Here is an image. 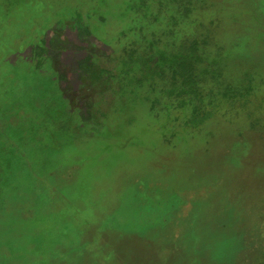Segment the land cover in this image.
Wrapping results in <instances>:
<instances>
[{
	"label": "rangeland",
	"instance_id": "obj_1",
	"mask_svg": "<svg viewBox=\"0 0 264 264\" xmlns=\"http://www.w3.org/2000/svg\"><path fill=\"white\" fill-rule=\"evenodd\" d=\"M52 7L0 57V264H264V0Z\"/></svg>",
	"mask_w": 264,
	"mask_h": 264
},
{
	"label": "trees",
	"instance_id": "obj_2",
	"mask_svg": "<svg viewBox=\"0 0 264 264\" xmlns=\"http://www.w3.org/2000/svg\"><path fill=\"white\" fill-rule=\"evenodd\" d=\"M56 1L0 0V57L21 48L16 47V43L12 44L18 37L25 42L32 39L30 31L26 30L25 27H21V25L29 24L32 21L44 22L47 17L45 14H49L48 11L53 9L52 6L56 4ZM50 14H53V11ZM52 16L49 19L50 23L59 20V17L55 14ZM29 80L31 79H27L26 75L17 70L11 62L0 60V88L5 93L6 90L12 93L15 89L24 88L23 86Z\"/></svg>",
	"mask_w": 264,
	"mask_h": 264
},
{
	"label": "crops",
	"instance_id": "obj_3",
	"mask_svg": "<svg viewBox=\"0 0 264 264\" xmlns=\"http://www.w3.org/2000/svg\"><path fill=\"white\" fill-rule=\"evenodd\" d=\"M63 19V18H62ZM69 19V18H68ZM78 19H79V16H78V14H77V16L76 17H74L73 19H72V21L70 22V20H68L70 23L69 24H71V23H73V24H75V23H77L78 22ZM88 20V19H87ZM67 21V19H65V20H61V25H63V26H67V24H68V21ZM87 23L88 22H86V25H87ZM68 24V25H69ZM98 109H92V112L93 111H97ZM76 117H75V120H77L79 123H83L84 122V120H82V119H80V116L78 115H75ZM76 118H78V119H76Z\"/></svg>",
	"mask_w": 264,
	"mask_h": 264
},
{
	"label": "water",
	"instance_id": "obj_4",
	"mask_svg": "<svg viewBox=\"0 0 264 264\" xmlns=\"http://www.w3.org/2000/svg\"><path fill=\"white\" fill-rule=\"evenodd\" d=\"M37 40H35L34 42H36Z\"/></svg>",
	"mask_w": 264,
	"mask_h": 264
}]
</instances>
